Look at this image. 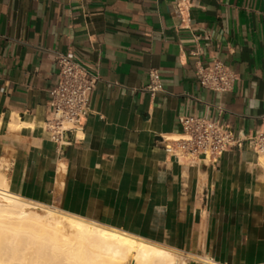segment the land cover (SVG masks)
I'll use <instances>...</instances> for the list:
<instances>
[{
    "label": "crops",
    "instance_id": "crops-1",
    "mask_svg": "<svg viewBox=\"0 0 264 264\" xmlns=\"http://www.w3.org/2000/svg\"><path fill=\"white\" fill-rule=\"evenodd\" d=\"M57 54L99 76L83 127L59 142L45 128ZM214 59L237 74L231 92L201 86L197 71ZM182 117L239 138L262 127L264 0H0L9 192L213 263L264 264L260 158L244 146L217 162L177 160L164 146L183 132Z\"/></svg>",
    "mask_w": 264,
    "mask_h": 264
},
{
    "label": "bare ground",
    "instance_id": "bare-ground-1",
    "mask_svg": "<svg viewBox=\"0 0 264 264\" xmlns=\"http://www.w3.org/2000/svg\"><path fill=\"white\" fill-rule=\"evenodd\" d=\"M25 125L13 121L10 127ZM8 189L0 179V264H217L191 261L176 250L30 202Z\"/></svg>",
    "mask_w": 264,
    "mask_h": 264
},
{
    "label": "built area",
    "instance_id": "built-area-1",
    "mask_svg": "<svg viewBox=\"0 0 264 264\" xmlns=\"http://www.w3.org/2000/svg\"><path fill=\"white\" fill-rule=\"evenodd\" d=\"M57 85L50 93L48 107L50 118L45 128L52 139L59 142L65 133L81 129V122L90 113L91 98L99 81V76L91 67L81 62L75 55L57 54ZM202 87L218 93L231 92L238 80L237 74L219 59H214L209 67L197 71ZM147 91L155 94L162 90L161 80L156 70L149 73ZM183 132L170 139L164 146L166 153L177 160L189 156L203 157L217 162L225 153L247 146L259 158H264V123L262 127L242 138L218 121L197 117H182Z\"/></svg>",
    "mask_w": 264,
    "mask_h": 264
},
{
    "label": "rangeland",
    "instance_id": "rangeland-1",
    "mask_svg": "<svg viewBox=\"0 0 264 264\" xmlns=\"http://www.w3.org/2000/svg\"><path fill=\"white\" fill-rule=\"evenodd\" d=\"M260 160H264V158H260ZM54 209H57V208H54ZM57 210H60V209H57ZM62 211V210H60ZM64 212V211H63ZM66 213V212H65ZM178 252V251H177ZM180 255L184 256L185 258L187 259H190L191 261H195L196 259L200 260V258H197V257H192L190 255H187V254H184V253H181V252H178ZM194 259V260H193Z\"/></svg>",
    "mask_w": 264,
    "mask_h": 264
}]
</instances>
